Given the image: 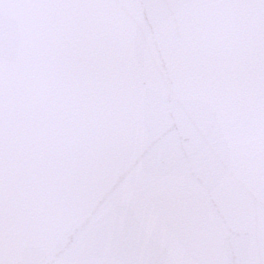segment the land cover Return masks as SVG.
I'll return each mask as SVG.
<instances>
[{
	"label": "water",
	"instance_id": "1",
	"mask_svg": "<svg viewBox=\"0 0 264 264\" xmlns=\"http://www.w3.org/2000/svg\"><path fill=\"white\" fill-rule=\"evenodd\" d=\"M0 264H264V0H0Z\"/></svg>",
	"mask_w": 264,
	"mask_h": 264
}]
</instances>
